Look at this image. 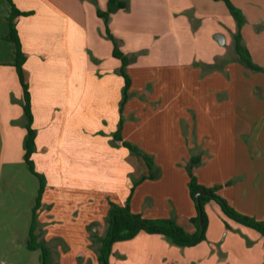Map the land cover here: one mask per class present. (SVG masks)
<instances>
[{"label":"crops","instance_id":"obj_1","mask_svg":"<svg viewBox=\"0 0 264 264\" xmlns=\"http://www.w3.org/2000/svg\"><path fill=\"white\" fill-rule=\"evenodd\" d=\"M185 1L187 6L181 10L179 21L183 29L181 38L187 41L190 37L193 38L187 30L189 21L194 22V29L199 30L209 16L205 15L204 10H201L202 6L200 7L207 0H193L194 3L192 0ZM216 2L219 1H215V7ZM106 4L108 0H0V73L4 69L12 70L10 79L12 82L15 80L13 72H16V69L12 64L16 45L7 39L10 31L8 19L15 7L23 13H31L17 17L15 24L26 56L24 72L31 93L35 126L45 125L46 119H64L54 131L49 130L47 126L38 129L36 151L40 147H49L46 144L49 137V140L53 139L56 147H64L67 120L71 115L73 103L91 100L102 102L99 119L105 124L111 115L115 116V127L111 129L113 133L118 130L119 117H125L121 128L123 140L115 139L114 143L117 146L115 153L123 157L115 160V164L113 161L108 163L111 160L106 161V164H112L114 172L107 176L105 172L101 175L100 183L104 180L106 184H101L100 191L92 192L88 188L90 176H85L86 169L82 170V174L80 170L73 169L75 163H78L76 159H71V163H68L72 167L69 169L70 174L66 176L63 172L61 179L56 182L52 180L57 185L51 188V195L48 187H45L42 205L38 210L37 228L51 231V237L46 234L44 238L53 246L50 249L52 263L100 264V246L96 249L94 246L95 241L105 235L110 202L125 206L132 189L130 208L133 213L148 219L174 218L186 231H196L191 222L197 215L196 205L188 186L190 177L184 168L191 157V143L188 144L182 134L183 119L186 120L190 133L195 129L198 135L196 143L200 145L203 139L206 140L204 148L210 152L208 158L203 157L202 165L196 171L198 182L202 185L205 181L211 182L219 171L218 164L209 168L210 161L220 155L215 157L216 150L211 151L213 148L210 145L212 136L206 134L207 128H202L203 125H211L212 133L216 137L220 136L216 140L219 143L218 149L222 150L225 144L229 149L227 164L231 166L230 177L244 175L243 184L238 182L227 189L229 201L239 212L264 220V159L255 160L251 164L250 160L244 158L239 161L237 157L240 135L246 133L250 127L249 121H245V117L239 112L238 102L246 97L252 99L254 86L249 84V79L245 77L249 71L239 62L235 52V30L228 27L230 35L222 32L218 28L219 25L212 27L214 35L222 33L225 39L224 44H220L214 36L208 34V42L214 47L215 54L200 60L195 56H181L177 63L156 61V56L153 55L156 50L152 44H137V33L131 32L130 35L118 37L125 46L128 42L133 43L125 50L131 60L127 67L131 86L130 97L121 111L124 88V79L120 74L122 62L113 55V47L104 39V18L98 14L102 11L101 5ZM212 5L213 3L209 7ZM207 11L209 13V10ZM243 14L249 19L248 12L243 11ZM108 20L113 24L115 16L109 17ZM253 21L264 22V18H255ZM175 37L180 38V35L175 34ZM242 41L245 42V38L242 37ZM218 45L227 46V50L220 53ZM245 45L247 46L246 42ZM219 57L225 60L223 65L205 73L204 69L213 67ZM16 80L20 84L18 74ZM172 85L178 86V91H171ZM148 86H151V91H147ZM175 90L177 94L173 98L170 97L169 93H175ZM137 94L143 95L147 102L143 103ZM262 97L264 98V90ZM175 101L180 103L174 105ZM39 103H54V106L50 105V111L44 113ZM60 103H63L61 107L64 106V109H59ZM162 116L166 119L160 120ZM161 126L164 134L159 136L158 130ZM97 130L89 124L78 128V132L84 134L80 135L84 141L85 134L88 140ZM100 130L107 133L108 127L103 125ZM202 131L205 132L204 136H200ZM42 133L45 138L41 137ZM71 134L74 138L75 133ZM95 141H100V138L96 137ZM123 141L137 144L144 151L155 155L154 163L157 169L154 172L160 174L158 180L145 179L135 187L132 186V180L139 181L142 177L149 176V168L141 157L128 156ZM82 145V149H85L86 145L89 148L90 142H82ZM242 150H245L244 146ZM81 155L85 156V153ZM218 162L225 164L221 157ZM240 166L248 168L239 169ZM249 166H253L252 169H249ZM245 172L249 174L245 175ZM96 225L98 227H95ZM89 226L91 227L88 233ZM103 229L105 232L101 236ZM242 232L249 236L252 242L264 244L261 235L259 236L262 238L248 233L249 231ZM251 235L254 237L251 238ZM166 239L161 235L141 232L128 241H147L171 250ZM121 243L114 244L112 254L122 253ZM202 244L203 242L186 247L197 250L195 254L187 250L183 253L178 251L169 264H228L229 259L224 251L218 253L216 249ZM164 256V263L161 264H167L169 261L170 257L166 254Z\"/></svg>","mask_w":264,"mask_h":264},{"label":"rangeland","instance_id":"obj_2","mask_svg":"<svg viewBox=\"0 0 264 264\" xmlns=\"http://www.w3.org/2000/svg\"><path fill=\"white\" fill-rule=\"evenodd\" d=\"M125 1L127 2L126 9H119L110 14V17L115 16V22L113 24H110L109 20L105 22V19H103L102 23L106 34L104 38L105 41L114 49V42L109 38V35H111L117 42L120 51L125 55H127L125 52L127 46H131L133 43L131 44V42H128L125 46V44L121 42L122 39L118 37L130 35L131 32L137 33V44H152L153 49L156 50L153 54L156 56V61L169 63H177L181 56H187L189 58L195 56V58L200 60L214 55V47L208 42L210 41L208 40V34H211L214 38L217 36L212 33L214 30L212 27L214 26L219 25L218 28L225 34L230 33L228 27L233 28L236 33L238 31L241 33L243 39L245 38L246 40L247 46H245L250 53L253 63L257 65L260 70L248 68L239 61L248 69L249 73H246L245 77L249 79V84H253L254 90L252 99L246 97L240 99L238 102L239 112L241 116L245 117V121H249L250 127L246 133L240 135V149L237 150V157L239 161L244 158L246 160L248 159L251 164H253L255 160L264 159V98L262 97L264 90V22L253 21L255 18H264V0H231L233 5L238 8L242 14L243 11L249 14V19L243 14L244 21L241 25H238L223 1L216 2V10L215 1L207 0V2H204L200 7L202 6L201 10H204L205 15H208L209 18L206 16L207 19L204 26L199 30L194 29V22L189 21L187 30L192 34L193 38L190 37V40L187 39V41L181 38L180 33L183 29H181L182 23L179 21L181 10L187 6L185 5V0ZM192 3H194L193 0ZM211 3H213V5L210 8L209 6H211ZM101 6L102 9L100 10L103 12L108 10V4ZM207 10H209V13ZM189 16L190 14L188 17ZM219 20L221 22H219ZM175 34L180 35V38L175 37ZM218 34L224 35L222 33ZM228 42H230V40ZM245 42L243 41L244 44ZM165 46L167 48H165ZM217 47L220 53L227 50V46L221 47L218 45ZM164 48L166 49L165 51H163ZM224 62L225 60L223 61V59L219 57L216 64L213 67L209 66L208 69H204V72L206 73L209 71L210 73L213 68L222 66ZM10 72H12V70L4 69L1 70L0 73V264H38L40 251L28 249L27 243L29 240L33 209L40 188V181L31 173L25 162L27 130L25 127L26 118L23 110V98L21 96L20 84L16 80L17 74L15 71L13 72L15 80L12 82L10 79ZM174 89L178 91L179 87L172 85L171 91H174ZM176 90L175 93H169L170 97L172 96L173 98V96L177 94ZM147 91H151V86H148ZM138 98L143 101V103L147 102V99L143 95L138 96ZM179 103L180 101H175L174 105H178ZM39 104L42 105L44 113L50 111L51 106H54V103ZM62 104L63 103H60L59 109H64V106L61 107ZM189 105L188 102V106ZM102 108L103 103L98 101L95 102L91 100L82 103H73L71 115L67 120L68 128L64 147H56L53 143V139L49 140L50 137H47L48 140L46 139V144L49 147H47V149L40 147L33 154L32 160L34 161L36 170L46 179L45 187H48L49 195H51V188L57 185V183H53L52 180L56 182V180L61 179L63 177V172L66 176L70 174L69 169H72V167H70L71 165L68 163H71V159H76L75 161H78V163H75V167H73L75 171L80 170L82 174V170L86 169L84 171L85 176H90V186L88 188H90L92 192L95 190L100 191L101 184H106L104 180L100 183V177L103 176L102 174L104 172L106 176L108 174H113L114 167L112 164H106V161L111 160L108 163L113 161V164H115V160H119V158L123 156L121 154H116L114 151L115 148H117L114 144V136L117 129L114 133L111 129L115 127V116L111 115L108 122L104 124L98 116ZM121 118L123 119V123L125 122V117L122 115L119 117L118 127ZM133 119L134 118H132V120ZM165 119L166 118L162 116L160 120ZM62 120L64 119L60 117L52 120L46 119L44 122L46 123L45 125L36 127L35 123H33V127L36 129L37 133L38 129L46 126L49 127V130L53 129L54 131L58 129ZM41 121H43V118ZM86 124L98 130L92 133L88 140L85 134L84 138H86V140L84 141L82 137H80V135L84 136V134L78 132V128L82 126L86 127ZM103 125L108 127V134L100 130ZM202 128H207L206 134L209 136L211 134L212 136L213 140L210 145L211 148H213L211 151L216 150L215 157L220 155L219 157H221V160L225 162L223 165L219 164V157L213 158V160L210 161L209 168L218 164L219 171L211 182L205 181L203 186L207 189L214 190L219 196L233 206L232 202L228 199L227 189L238 182L242 183L244 175H238L234 178L230 177L231 166L227 164L229 149L226 144L222 150L218 149L219 143H217L216 140L217 137L220 138V136L216 137L212 133L211 130L213 128L211 125H203ZM181 129L183 136L187 139V143H191L189 149L191 154L190 160L193 156H200L202 161L203 157L208 158L210 152L204 148L206 140L204 141L203 139L201 144L198 145L196 143L198 135L195 133V129L190 133V128L185 119L181 121ZM81 130L85 132L84 129ZM163 131V127L161 126L158 130V135L161 136L164 134ZM202 132L200 136H204L205 132ZM71 133H75L74 138ZM41 137L45 138L43 133ZM96 137H99L100 141H95ZM86 141L90 142V146L88 148L86 145L85 149H82V142L86 143ZM132 144L137 146L144 154L151 156L153 161H155L154 154L144 151L137 144ZM51 146H54V148ZM243 146L245 150H242ZM111 148L113 149L111 150ZM215 152H213V154ZM83 153H85V156L81 155ZM127 154L131 157L138 156L132 153L128 148ZM190 160L184 166L187 172ZM61 163H63V165H61ZM201 165L202 162L199 166L194 167L193 173L196 177V171ZM252 167L253 166H249V169H252ZM154 168L156 170L157 166ZM241 168L246 169L248 167L240 166L239 169ZM154 171L153 173H155L154 175L156 177L152 180H158L160 174H156ZM247 173L248 172H245V175ZM94 176L97 178H94ZM226 178L228 179L226 180ZM137 181L138 180H132L133 187ZM86 187L85 189H87ZM99 191L97 193H99ZM204 210L208 220V227L206 232L207 238L202 245L216 249L218 253L224 251L229 259L228 264H264V244L258 243L257 241L252 242V239L242 232L243 230L249 231L248 233L259 236L260 234L256 230L247 228L229 219L223 213L220 205L215 201L207 202ZM90 227L91 226L87 228L88 233L90 232ZM95 227H98V225ZM104 232L105 229L101 232V236L104 235ZM97 233L99 235V232ZM37 234L39 235V240L44 239L45 242L46 239L44 237L46 234H48V237H51L50 230H43L40 227L37 228ZM253 237L251 235V238ZM165 241L167 245L171 247V250L142 240L137 242H122L121 255L117 253L111 254L112 257L110 256L109 264H161L164 263L165 254L170 257L167 262V264H169L171 263V258L179 253L178 251L183 253V251L187 250L192 254H195V251H197L194 250V248L176 246L168 239ZM95 243L96 246L94 247L96 249L100 246V242L96 240ZM48 245L49 247L51 246L50 244ZM52 247L53 246H51L50 249H52Z\"/></svg>","mask_w":264,"mask_h":264},{"label":"trees","instance_id":"obj_3","mask_svg":"<svg viewBox=\"0 0 264 264\" xmlns=\"http://www.w3.org/2000/svg\"><path fill=\"white\" fill-rule=\"evenodd\" d=\"M223 1L229 11V13L235 18L238 25L243 23L244 18L242 12L236 8L231 0H215ZM127 2L125 0H108V10L106 12L99 11L100 17H103L106 21L109 19L110 14L116 12L119 9H126ZM31 13H23L13 7L11 15L8 19L10 24V31L7 39L16 45L14 63L12 64L18 74V78L22 87L23 92V110L26 118V141H25V162L28 165L32 174H34L40 181V188L36 198V204L33 209L32 223L29 230V240L27 243L28 249L35 251L39 250V261L38 264H53L51 260V251L49 246L44 240H39V235L37 234V223H38V210L42 205V197L45 192L46 179L45 177L36 170L32 156L36 151V137L37 131L33 127L34 115L32 111V98L29 89V84L26 81L24 65L26 62V56L22 49L21 40L16 28L15 19L19 16H28ZM109 38L114 42L113 55L120 59L122 62V67L120 69V74L124 79L123 88V99L121 102V111L123 106L128 101L130 97V86L131 79L127 73V67L131 64V60L127 55L122 53L118 47L115 39L109 35ZM234 48L238 55V60L246 67L253 70H260V68L255 65L251 59L250 53L242 41L241 33L238 31L234 35ZM123 125V119L121 118L119 122V127L115 133V139L122 141L121 128ZM123 146L128 148L132 153L143 158L145 163L149 168V176L142 177L134 187L145 179H154L156 176L153 171L155 170V163L151 156L144 154L140 149L128 141H123ZM202 158L200 156H193L188 165V174L190 181L188 183L190 195L192 200L196 205L197 215L191 219V222L196 227L194 233L186 231L174 218H164V219H148L140 214L133 213L130 208L131 195L128 197L125 206H119L113 202H110V209L107 216V229L105 235L101 237L100 247L98 249V260L100 264H109V259L112 254V249L115 243L128 241L134 239L139 233L146 232L148 234H157L167 238L172 244L179 247H193L206 240V232L208 227V220L204 210L205 204L209 201H215L218 203L223 211V213L231 220L256 230L264 238V221L258 220L250 215L239 212L233 206H231L224 198L219 196L214 190L207 189L201 185L195 174L193 173L194 167L201 164ZM203 190L205 194H201L197 198V193Z\"/></svg>","mask_w":264,"mask_h":264},{"label":"water","instance_id":"obj_4","mask_svg":"<svg viewBox=\"0 0 264 264\" xmlns=\"http://www.w3.org/2000/svg\"><path fill=\"white\" fill-rule=\"evenodd\" d=\"M216 39L218 40V42L220 43V44H224V36L223 35H217L216 36ZM201 194H205V192L203 191V190H201V191H199L198 193H197V198H199V196L201 195Z\"/></svg>","mask_w":264,"mask_h":264}]
</instances>
